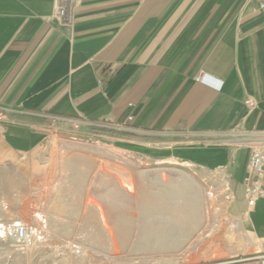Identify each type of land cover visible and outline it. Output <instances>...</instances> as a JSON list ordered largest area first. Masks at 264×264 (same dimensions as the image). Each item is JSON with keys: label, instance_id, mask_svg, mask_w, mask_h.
<instances>
[{"label": "crops", "instance_id": "obj_1", "mask_svg": "<svg viewBox=\"0 0 264 264\" xmlns=\"http://www.w3.org/2000/svg\"><path fill=\"white\" fill-rule=\"evenodd\" d=\"M55 2L0 0V162L82 120L80 137L224 170L243 190L249 145L264 142L251 135L264 134L259 1L80 0L70 24ZM237 207L264 251V200Z\"/></svg>", "mask_w": 264, "mask_h": 264}, {"label": "rangeland", "instance_id": "obj_2", "mask_svg": "<svg viewBox=\"0 0 264 264\" xmlns=\"http://www.w3.org/2000/svg\"><path fill=\"white\" fill-rule=\"evenodd\" d=\"M192 141L215 147L206 136ZM229 181L205 164L54 133L0 162V264H260L264 251L237 207L242 187ZM189 191L200 198L193 212L182 200ZM14 225L26 227V242L10 238Z\"/></svg>", "mask_w": 264, "mask_h": 264}, {"label": "built area", "instance_id": "obj_3", "mask_svg": "<svg viewBox=\"0 0 264 264\" xmlns=\"http://www.w3.org/2000/svg\"><path fill=\"white\" fill-rule=\"evenodd\" d=\"M260 8L264 10V0H258ZM80 0H56V14L57 17L64 23H71V14L73 9L79 4ZM202 82L206 81V76L200 78ZM246 105L249 108H254L256 103L253 100H248ZM5 119L3 113L0 114V121ZM132 120V118H130ZM85 124L82 120H75L72 122L68 133L73 137H80L81 127ZM253 137H263L262 133H253ZM251 143V141L249 142ZM250 157L247 165L246 175L243 182L244 199L249 209H254L257 204L264 200V142H255L250 145ZM227 195L228 200H234V195L230 193ZM10 238L17 243H24L27 241V229L21 225L10 226L7 229ZM260 264H264V254L258 257Z\"/></svg>", "mask_w": 264, "mask_h": 264}, {"label": "bare ground", "instance_id": "obj_4", "mask_svg": "<svg viewBox=\"0 0 264 264\" xmlns=\"http://www.w3.org/2000/svg\"><path fill=\"white\" fill-rule=\"evenodd\" d=\"M183 187L184 186L182 185L181 182H177V184H175V188L178 190H180V188H183ZM189 193L191 194V197L189 196V198H184L182 200L184 201L185 204H187V209L193 212V211L198 210V205H200L199 204L200 198L196 194L194 195L193 191H189Z\"/></svg>", "mask_w": 264, "mask_h": 264}]
</instances>
